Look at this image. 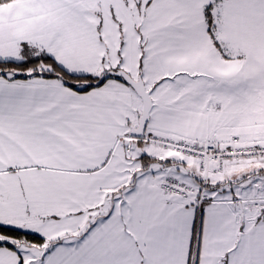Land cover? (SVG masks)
Instances as JSON below:
<instances>
[{
  "label": "snow or ice",
  "instance_id": "6c2138e0",
  "mask_svg": "<svg viewBox=\"0 0 264 264\" xmlns=\"http://www.w3.org/2000/svg\"><path fill=\"white\" fill-rule=\"evenodd\" d=\"M0 264H264V0H0Z\"/></svg>",
  "mask_w": 264,
  "mask_h": 264
}]
</instances>
